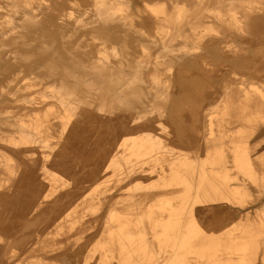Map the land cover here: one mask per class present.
I'll use <instances>...</instances> for the list:
<instances>
[{
	"label": "bare ground",
	"instance_id": "bare-ground-1",
	"mask_svg": "<svg viewBox=\"0 0 264 264\" xmlns=\"http://www.w3.org/2000/svg\"><path fill=\"white\" fill-rule=\"evenodd\" d=\"M209 1L0 0V264H264V86L208 60L226 29L264 56V0Z\"/></svg>",
	"mask_w": 264,
	"mask_h": 264
},
{
	"label": "rangeland",
	"instance_id": "rangeland-1",
	"mask_svg": "<svg viewBox=\"0 0 264 264\" xmlns=\"http://www.w3.org/2000/svg\"><path fill=\"white\" fill-rule=\"evenodd\" d=\"M213 1V0H212ZM211 0L209 2L214 3V2H224L226 0H214L212 2ZM211 20V19H210ZM247 33V32H246ZM241 34V33H234L229 30L226 29V31L223 32V36L221 37V39H223L224 44L221 43H214V47H218V50H215L216 52L208 57V60L210 61L211 64H214V69L216 71L220 73H228L226 76V78L230 77V79H232L231 81H234L236 78L240 79L239 82L241 81H247L250 83H256L257 85L263 87L264 86V56H262L259 52H258V40H256V38H253V41L251 40L250 35L247 34ZM225 34V36H224ZM263 42H260V44ZM230 46L231 48H233L232 52H227L226 55H223L220 53V49L223 46ZM260 46V45H259ZM152 50H156V48H153ZM237 50V52H236ZM235 52V53H233ZM202 53V52H200ZM203 56L207 57L209 54H205L202 53ZM246 65L249 66V68L247 69ZM242 66H245V68H243ZM233 71H239L240 74H242L243 77H240V75H238L237 77L234 76ZM260 73L261 75L258 76V79H251V75L255 74V72ZM206 72V71H205ZM209 73V72H208ZM247 73H251V74H247ZM197 72L195 70V75L197 76ZM219 75L216 74V76H213L212 79L211 77H207L209 80V82H212L215 85L219 84V81L221 79H217V77H219ZM208 76V74H207ZM198 77V76H197ZM204 78V77H202ZM198 79V78H197ZM205 79V78H204ZM250 79V80H248ZM206 82H208L207 79H205ZM209 89V88H208ZM219 89L216 90V92ZM196 93V96H194V94L192 93ZM192 92L188 93V99H193L195 102H198L197 99V94H199L198 89H193ZM207 93V92H206ZM205 94V93H204ZM213 95V94H212ZM221 95V94H220ZM206 96V94H205ZM216 96H219L218 94ZM215 97V95H214ZM200 104V103H199ZM101 109V107L99 106V102L98 101H94L93 104L89 107V111L90 113H94L97 114V112ZM102 109H105L104 111H107L109 113V110H111L109 107H104ZM122 109V108H121ZM123 111V110H122ZM125 115H128L125 112H120V117L124 118ZM131 116H137L136 113H131ZM158 114L156 111H153L152 113H147V117L151 120L150 122L154 123L157 121L158 119ZM191 122V121H190ZM124 127V126H123ZM229 127V128H233ZM4 130H8L9 128L7 126H3ZM57 129V128H56ZM97 131L98 129H96L95 131H91V130H85L83 133V137H80L77 139V145H79V151L80 154L83 155L85 152H87L88 149H90L91 147H93L94 145H96L97 143H101L102 139L99 138L97 136ZM160 133L163 135V137L165 136L163 134L162 131H160ZM56 136V135H55ZM83 138V139H81ZM81 139V140H80ZM165 139V137H164ZM51 148L55 149L56 151L58 150L57 145L59 144L60 140L58 137L55 138H51ZM51 148H46L45 149V155H50L53 156V150ZM192 153H197L196 150L194 149V151ZM199 154H197L198 156ZM103 161H106L105 164L108 162V159L104 158ZM100 162V159L95 157V156H91L89 158L86 159V163L87 165H95L97 163ZM100 171V170H99ZM101 172V171H100ZM111 175V171H106V172H101V174L95 179V181H93L92 183L84 186V188L80 191L79 196H82L83 194L94 190L95 188L98 187H102L104 188L103 185H101V183ZM1 178V175H0ZM17 179H20L19 177L16 176ZM148 179L143 178L142 180H140L142 183L146 182ZM138 182V180L135 181H131L129 183H125L122 184V189H120L119 191H113V193L111 194V196L108 199V208L109 205H111L115 200H119L122 202L121 206L122 209H125L124 204L127 203L128 198V189L129 188H134V186L136 185V183ZM11 182H8L7 184H4L5 187H7L8 189L6 190L5 188H3V190H0L1 192V197H3V203H2V209L3 208H7L9 205V198L11 196ZM10 186V187H9ZM121 186V185H120ZM120 186H112V188H118ZM141 192L140 191H132V195L133 196H137V194L139 195ZM253 195L252 200L248 201V207L250 208V211L253 212V214H255L256 209L254 206L257 204L263 205L264 204V195L262 194L261 197H258L259 193L258 192H250ZM96 195H100V193L96 194ZM107 202V203H108ZM224 207L226 208V212H230L233 211V204H226ZM219 208V207H217ZM237 208V207H236ZM225 212V213H226ZM103 215V219H104ZM48 217H50L49 215H47L44 219H36L33 220V222H35L34 224H32L33 228L32 229H36L35 233H37L39 228L44 227V225L48 222ZM34 238L36 239V236L33 235ZM18 248H22V244L20 243L19 245H17ZM73 261V260H72ZM78 262L75 261L74 263L71 264H77Z\"/></svg>",
	"mask_w": 264,
	"mask_h": 264
}]
</instances>
